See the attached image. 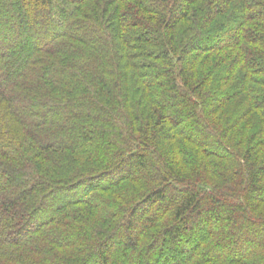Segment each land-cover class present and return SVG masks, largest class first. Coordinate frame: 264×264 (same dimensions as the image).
I'll return each instance as SVG.
<instances>
[{"label": "trees", "instance_id": "1", "mask_svg": "<svg viewBox=\"0 0 264 264\" xmlns=\"http://www.w3.org/2000/svg\"><path fill=\"white\" fill-rule=\"evenodd\" d=\"M261 226L264 0H0V264H264Z\"/></svg>", "mask_w": 264, "mask_h": 264}, {"label": "rangeland", "instance_id": "2", "mask_svg": "<svg viewBox=\"0 0 264 264\" xmlns=\"http://www.w3.org/2000/svg\"><path fill=\"white\" fill-rule=\"evenodd\" d=\"M54 204H51L50 206H53ZM241 218L238 220V221H240L239 222V224L240 225H243L244 223H245V221H246V218L245 217H243V215H239ZM218 227H220V225H218ZM219 229V228H218ZM217 229V230H218ZM263 229H264V226H261V227H259V231H263ZM217 230H216V232H217ZM215 232V233H216ZM259 233H256V234H251V235H249V242H245V243H243L242 241H240L241 242V244H244L245 246H246V244H247V246L246 247H248V248H250V250H253V247L252 246H258L260 243H262V241H264L263 240V236H264V234H259ZM259 236H261V237H259Z\"/></svg>", "mask_w": 264, "mask_h": 264}]
</instances>
